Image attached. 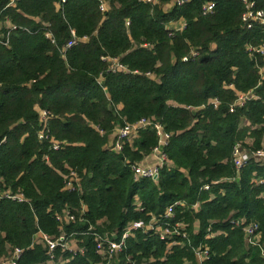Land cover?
Wrapping results in <instances>:
<instances>
[{
    "label": "trees",
    "instance_id": "obj_1",
    "mask_svg": "<svg viewBox=\"0 0 264 264\" xmlns=\"http://www.w3.org/2000/svg\"><path fill=\"white\" fill-rule=\"evenodd\" d=\"M106 1L101 13L97 0H0V37L6 24L16 28L0 44V190L25 200L0 199V260L20 248L17 264H47L35 236L56 239L61 226L82 253L58 247L52 264H101L89 229L119 238L130 223L147 225L180 202L169 222L185 224L187 240L168 252L167 242L136 230L117 264H195L199 246L209 250L206 264H264L260 248H247L230 224L256 223L264 246V164L236 175L231 161L237 143L249 152L264 147V56L247 51L264 44V32L242 26L239 0H188L167 11L169 0ZM255 2L264 11V0ZM206 3L214 10L204 17ZM180 20L183 30L167 29ZM70 31L77 44L62 54ZM106 59L128 73L111 72ZM250 91L257 100L230 112L236 94ZM39 110L50 114L58 151L38 139ZM143 118L171 134L170 165L157 182L134 180L129 167L156 146L152 129L119 154L106 148L115 127ZM68 170L80 177L78 192L63 190ZM65 209L75 221L60 225L55 216Z\"/></svg>",
    "mask_w": 264,
    "mask_h": 264
},
{
    "label": "built area",
    "instance_id": "obj_2",
    "mask_svg": "<svg viewBox=\"0 0 264 264\" xmlns=\"http://www.w3.org/2000/svg\"><path fill=\"white\" fill-rule=\"evenodd\" d=\"M143 2L151 5L159 4L160 0H142ZM188 0H174L173 6L180 7L185 4ZM243 6V13L240 17L242 26L250 30L254 27L260 28L264 32V11L256 7L255 0H239ZM65 0H61L64 3ZM98 9L101 13H105L108 9V3L106 0H97ZM172 6V7H173ZM214 10L213 3H206L201 8V15L206 17L211 15ZM181 27L168 29L169 31H181L184 28V22L180 20ZM128 25V23H126ZM16 28L14 26L8 25V32L6 35L0 37V44L7 46L9 33L14 31ZM71 39L65 44L62 54L71 49L77 43L75 34L70 31ZM45 37L54 43L52 37L48 32L45 33ZM85 41L86 38H83ZM247 51L250 55H262L264 56V44L259 47H248ZM192 57H195V53H192ZM109 63V70L111 72H126L127 69L119 64L117 59H106ZM100 80V79H99ZM232 87L230 86L229 89ZM251 100H257V97L253 92L239 93L236 94V99L230 107V112L234 108L243 107L246 102ZM211 105L216 108L218 102L213 100L210 102ZM39 125L41 130L38 133V139L40 141H47L51 149L58 151L60 149V144L49 136V131L47 130V121L50 118V114L45 110H39ZM152 129L155 132L157 138V144L152 149L151 153L145 157L140 163L130 164V170L133 174L134 180L148 179L153 182H157L160 170L164 167L170 165L167 156L164 153V149L167 147L168 142L171 138V134L164 131L161 124L153 119H140L134 123L125 122L122 126H117L114 128L107 144V149L119 154L122 152L123 147L128 144L131 145L132 142L138 138L139 133L146 130ZM100 135H103L102 131H98ZM233 167L235 169L236 175H238L242 169L248 165L250 162H255L257 164H264V147L254 152H249L241 144L237 143L232 149L231 158ZM62 178L63 190L68 192H78L80 177L74 170H68L66 174L60 175ZM264 181L259 180L257 184H263ZM203 190H208V186H204ZM0 199H6L10 201H15L23 203L25 200L20 194H12L11 192H4L0 190ZM180 202H176L169 205L164 214L158 219L151 217L147 225L142 222H132L130 223L121 236L118 238L115 234H96L93 233L91 229L88 230V234L93 236L94 241V252L98 255L103 264H117L119 262V256L126 249V240L133 236V232L136 230H143L144 232L152 233L154 236L158 237L160 241L167 242V251L169 252L171 247L175 246L177 243L176 239L187 240L188 235L186 232L187 226L183 223H171L169 222L174 217V209L176 206H182ZM55 221L60 225L64 223H71L75 221V216L70 212L69 209L62 211L61 215L55 216ZM230 224L234 228H241L245 238L246 247H256L258 246L261 250V256L264 258V246L260 245L259 239L261 233L259 231V226L256 223L246 224L244 220L231 221ZM60 235L56 239H52L42 232H38L35 236L34 243L42 244L47 248V255L49 257L47 264H52L54 261V251L56 248H62L63 250L69 251L72 254L82 253V248H79L75 241L70 240L62 233L61 226L58 229ZM209 232V229H208ZM213 237V235H210ZM23 250L20 248H8L7 254L4 258L0 260V264H17L22 256ZM195 257V264H206L209 260V250L206 246H199L193 250ZM101 263V264H102ZM126 264H136L135 261L128 259Z\"/></svg>",
    "mask_w": 264,
    "mask_h": 264
},
{
    "label": "crops",
    "instance_id": "obj_3",
    "mask_svg": "<svg viewBox=\"0 0 264 264\" xmlns=\"http://www.w3.org/2000/svg\"><path fill=\"white\" fill-rule=\"evenodd\" d=\"M173 1L174 0H169L168 1V4L170 5V4H172L171 6H173ZM181 21H178V22H173V23H169L168 25H167V29H172V28H179V27H181ZM7 26L9 25V24H6ZM195 230L197 231L198 230V224L196 223L195 224Z\"/></svg>",
    "mask_w": 264,
    "mask_h": 264
},
{
    "label": "rangeland",
    "instance_id": "obj_4",
    "mask_svg": "<svg viewBox=\"0 0 264 264\" xmlns=\"http://www.w3.org/2000/svg\"><path fill=\"white\" fill-rule=\"evenodd\" d=\"M171 5L172 4L169 5L168 3L166 5H164L165 10L167 11L168 9H170L172 7Z\"/></svg>",
    "mask_w": 264,
    "mask_h": 264
}]
</instances>
